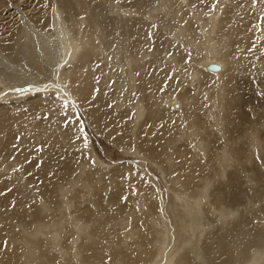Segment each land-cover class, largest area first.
<instances>
[{"label": "bare ground", "instance_id": "obj_1", "mask_svg": "<svg viewBox=\"0 0 264 264\" xmlns=\"http://www.w3.org/2000/svg\"><path fill=\"white\" fill-rule=\"evenodd\" d=\"M50 1L47 17L0 33V264H264L263 240L247 243L248 257L226 256L219 241L241 222L250 227L239 212L252 209L264 182V96L243 101L225 93L230 73L243 77L249 62L264 57V29L255 23L264 0H160L155 7V0ZM131 1L129 8H146L143 17L124 16ZM160 10L165 21L154 26ZM138 23L165 33L155 42ZM113 30L121 36L115 48ZM171 37L174 54L161 51ZM256 66L264 84V60ZM198 84L203 93H193ZM34 94L51 97L21 100ZM199 96L209 104L200 109L201 127L192 104ZM177 100L179 111L166 113L179 118L168 119L161 112ZM60 101H76L96 135L114 142L119 134L114 143L150 160L137 162L160 172L159 206L153 200L160 196L138 179L135 195L118 171L90 170L106 164L91 161L92 142L85 147L77 122L66 123ZM178 123L184 143L175 136ZM204 126L213 140L201 138ZM28 195L38 204L25 210Z\"/></svg>", "mask_w": 264, "mask_h": 264}, {"label": "rangeland", "instance_id": "obj_2", "mask_svg": "<svg viewBox=\"0 0 264 264\" xmlns=\"http://www.w3.org/2000/svg\"><path fill=\"white\" fill-rule=\"evenodd\" d=\"M240 1H242V0H240ZM159 2H161V1L160 0H155L153 2L152 6L153 7L157 6L158 4H156V3H159ZM49 3H52V1L49 2V0H7V5L4 7V6H1V0H0V33L10 29L9 26L15 27V26H18V25L22 24L23 22L25 23V21L28 18L36 20V21H39V20L36 19L37 16H41L42 15L43 17H47L48 14H50V11L52 9L50 7L51 4H49ZM125 4L128 5V7L125 5V9H127V8L130 9L129 10L130 11L129 14L131 13L130 14L131 16H127L128 13H127V15L124 14V16H126L127 18L128 17L129 18H138V16L141 18V17L144 16L143 15L144 13L142 11L145 10L146 8L142 9V10L141 9L139 10L140 7H138V9H137L136 6L135 7L131 6L129 8V6L132 5V1L130 3L125 2ZM256 9L258 10V8H256ZM127 10H125V11H127ZM138 12L141 13V14H138ZM158 12H161V14L158 13ZM155 14H156L155 17H157V19L155 21L156 24H154V26L155 25H159L160 24L159 21H162V19H163V21H165V18L163 16V15H165V13L162 10L156 11ZM160 15H161V17H160ZM87 16L88 15H85V16L82 15V17L85 18V19H87ZM25 17H27V18H25ZM255 23L257 24L258 32L259 33H263V32H260V31L262 29H264V11H262L261 15L259 16V19L255 18ZM135 26H136L137 30H138V28H139L140 31L142 30V33H146V31L148 30V25H146V24L141 26L140 23H138V24H135ZM152 28H154V27H152ZM113 32H114V35H113V41L114 42H113L112 45H110V46H113L111 48H115L117 43L120 41V38H121V36H118V34H116V32H118L117 30L116 31L113 30ZM147 33L145 34V35H147V39H149V38L152 39L153 38L152 35H154L153 39H155V42H157L158 38H160L165 32H164L163 29L159 28L155 32V34H154L153 30L147 31ZM150 35H151V37H150ZM135 37H137V34L135 35ZM116 40H118V41H116ZM173 40H174L173 37H171V39L168 41V43L167 42H162L161 51L162 50L163 51L166 50V47H167L166 51H172L171 54H174V52L177 53L178 50H177V47L175 46V43L177 44L178 42L177 41H173ZM164 44H166V45H164ZM140 47H142V46H140ZM142 48H144V47H142ZM261 50L264 51V45H262ZM156 58H157V56L155 57V59ZM263 60H264V57L263 58H258V60H254L252 66H251V62H249L247 64V66H246V69H248V68L249 69L247 71L243 72L244 73L243 77L240 76L237 72H236L237 74L236 73H234V74L230 73L229 76H231V77H229L227 80H225V82H227V87L225 89V93L228 94V95H231L233 98H239V96L235 97V95H242V97L244 99L243 101H245V97L248 96V95L251 96V98H253L254 96L263 97L264 96V84L261 83L262 76H260L257 73L259 71V68L256 66L257 62H262ZM262 74L264 75V72H262ZM173 76H174L173 72L170 71V75L166 78V80L171 81ZM233 76H234V78H232ZM111 82L109 83V85L111 84ZM198 85L199 86L194 88L193 93H197V94L198 93H203V90L206 88L205 85H201V84H198ZM36 97L37 98L39 97V99H44L46 97L49 98L51 96L41 95V94H34V95H27V96H25V98H23L21 100H25V103H27L31 98H36ZM5 102L6 101L2 102L3 103L2 105H7V104H4ZM60 102L63 104V106H64V108L66 109V112H67L68 122H66V123H69V122L72 121L73 124H74L75 122H77V126H78L79 130H80V124L83 123L84 130L87 133V146L89 147V143L92 142V144H93L92 146L94 147V151H95V154L93 156H91V161L92 162L97 161L95 159H98V161H99V159H100V161H102V163L106 164L105 167H102L101 164L97 163V162L95 164H90L89 165L90 166V170L94 171V172H99L101 174H105V175H108V176H111L114 173H115V176H117V174H118L117 171H118L121 176H125L124 177V188L129 190L133 194L137 193L136 179H138L140 183H143L145 186H148V187L152 188L153 191L160 196L161 199H159V201L158 200H156V201L153 200L155 202V204L157 203V206H159L162 203V201H163V198H162L163 195H161V188H160V183L162 182V178H161L160 172L156 171L155 166H153V165L150 166L149 165L150 169L149 168L147 169L146 166L145 167H143V166L140 167L139 163L141 162L142 159L145 160L146 158L144 156H142V155H132V152H130V153L126 152V150H124L125 149L124 147L119 146L120 144L117 145L116 143H114L116 135H119V134L112 135L111 140L114 141V142H109V140H107L105 136H102V135H99V134L96 135L94 129H92L91 126L89 127V125H88V121H87V118H86V115H85V113H86L85 109H81V105H79L76 101H75V105H69V106L66 103H64L63 101H60ZM169 104L166 105V110L162 111L161 113H166L167 110L168 111L171 110L173 112H178L179 108L181 107V101L180 100L175 101L174 104L173 103L171 104V102ZM192 104L193 105L195 104L199 108V116L197 118H194V120L196 122H198L200 124V127H201L202 124H201V121H200V118H199L200 117V112H201L200 109L202 111H205L207 109V107H209V104L207 102H205L203 97H201V96L197 97L195 99V101H193ZM173 109H175L176 111L173 110ZM171 115L172 114L168 112L166 117L168 119L179 118L178 116H173V115L171 116ZM202 119L204 120V116H202ZM200 131L202 132L201 133V138L205 139L206 141L213 140L215 135L213 133H211L208 128H205V126H204V128L202 130H200ZM80 132H81V130H80ZM185 132H186L185 127L184 126H179V123H178L177 127H176V130H175V136H176L177 140L179 142H181V143H184V142L187 141V138L182 136ZM198 134H200L199 131H197V133L194 136V138L198 137ZM83 143L85 144V141H83ZM133 160H135V161H133ZM146 160H148V159H146ZM148 162L150 163V160H148ZM178 163H181V160H179ZM254 164L256 166L260 167L259 162H256ZM108 178L109 177H106V179H108ZM260 181H264V179H261ZM262 183L263 184H261V182H260V184H259V189L261 188L260 191H264V182H262ZM256 190L257 191H255V193H257V195H258V196L257 195L254 196L256 198V200H255L256 203L253 205L252 209L250 207L247 210L249 213L247 212L248 213L247 214L246 212L245 213L239 212V216L240 217L245 215L246 218L249 219V221L252 222V224L250 222V227L246 228L244 225H242V222H241L242 226L239 225L238 227L234 228L233 230L232 229H228V231H227L228 232V237H227L228 239L223 237L221 233L219 234L220 237H221L219 241L220 242L223 241L224 242V246L228 247V253L230 255L227 254L226 256L232 257L234 255H237V253L244 256L245 252H246L245 256H247V255L250 254V253L247 252V249H246L248 242H249V245H250V243H251V245L252 244L254 245V241H256V242L259 241V243H263L262 240L264 241V198H263L264 197V194H263L264 192H260L258 189H256ZM252 191L254 192V190H252ZM109 192H111L110 188H109ZM29 196L30 195L27 196L28 198L27 197L25 198V201L28 200V201H26L28 203V205L26 203L25 204V208L27 207L29 209L32 205L36 206L38 204V202H37V204H35L34 201L38 197L39 198L36 201H40L41 204L44 201V198L41 199L40 196L36 197V196H34V194L33 195L31 194V196H30L31 198H33V196L35 197L34 198L35 200L33 199L34 201ZM29 198L32 200V202H30ZM127 198L128 197H126V196L122 198V201L124 202V204L126 203V201H127L126 199ZM237 199H238L237 201L240 200V203H238V204L236 203V205L240 208V211H242L243 208L245 207V203L241 202L243 200L241 199L240 196H238ZM166 200H167V198H166ZM29 202H30V204L31 203L32 204L30 205ZM40 202H39V204H40ZM241 203H243V204L241 205ZM83 204H90V203L85 202ZM236 205H235V207H234V205H232L231 211L234 208H236ZM27 208L25 210H27ZM136 209L139 210L138 206H136ZM157 210L159 211V209H157ZM223 212H224V217L228 218V215L230 217L231 213L227 214L228 212H225V211H223ZM251 212H254V213H251ZM38 215H36V216H38ZM205 215H207V213H205ZM36 216H31V218L28 217L29 218L28 220H30V221L26 225L28 228L25 226V230H26V232H25V240L28 237H30L31 236L30 233L34 231V230L31 231L30 228L32 227L31 221L33 222V220H34V218ZM131 217H132V215H129V221L131 220ZM229 220L234 221L233 219H228L226 222H228ZM235 221H236V219H235ZM238 222H240V221H238ZM28 224H30V226ZM37 225H38V228H39L40 224L37 223ZM205 226L206 225L204 224V226H203L204 228L208 227V223H207V226L206 227ZM34 237H36V236H34ZM201 242L203 243V242H205V240L203 241V239H202ZM220 242H218V247H219V243ZM15 246H18V243H15ZM233 247H235L234 250H233ZM240 258L242 259V257H240ZM255 258H256V256H255ZM248 261L250 263L252 260L249 259ZM193 262H197V261L195 260Z\"/></svg>", "mask_w": 264, "mask_h": 264}, {"label": "snow or ice", "instance_id": "obj_3", "mask_svg": "<svg viewBox=\"0 0 264 264\" xmlns=\"http://www.w3.org/2000/svg\"><path fill=\"white\" fill-rule=\"evenodd\" d=\"M80 130H81V132H84V137L83 138H84V141H85V147H87V133L84 130L83 123L80 124Z\"/></svg>", "mask_w": 264, "mask_h": 264}, {"label": "water", "instance_id": "obj_4", "mask_svg": "<svg viewBox=\"0 0 264 264\" xmlns=\"http://www.w3.org/2000/svg\"><path fill=\"white\" fill-rule=\"evenodd\" d=\"M219 68H220V66H219L218 64H212V65L210 66V69L213 70V71H216V70H218Z\"/></svg>", "mask_w": 264, "mask_h": 264}]
</instances>
